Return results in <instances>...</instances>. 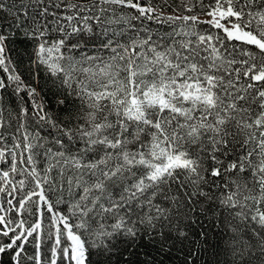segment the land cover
<instances>
[{"label":"snow or ice","instance_id":"6c2138e0","mask_svg":"<svg viewBox=\"0 0 264 264\" xmlns=\"http://www.w3.org/2000/svg\"><path fill=\"white\" fill-rule=\"evenodd\" d=\"M13 7L0 0L16 30L0 31V70L20 101L7 119L0 105V254L45 264L44 245L47 264H103L94 249L117 239L122 256L164 254L207 203L248 231L236 264L256 251L264 264V0H28L23 19ZM17 42L83 123L52 120L6 55ZM43 126L60 133L51 144Z\"/></svg>","mask_w":264,"mask_h":264},{"label":"trees","instance_id":"16d2710c","mask_svg":"<svg viewBox=\"0 0 264 264\" xmlns=\"http://www.w3.org/2000/svg\"><path fill=\"white\" fill-rule=\"evenodd\" d=\"M155 2V0H154ZM6 3L12 8L13 12L21 15L23 19V11L27 10L31 13V8H25L28 4V0H6ZM59 11V10H58ZM170 11V9H169ZM6 19H0V31L13 32L16 30L7 27L9 23L14 22V17L8 16L7 13L0 12V17ZM52 19V17H49ZM153 28L156 26L153 24ZM13 39L23 40L22 36L17 33L12 37ZM11 49V50H9ZM33 49L26 47L25 44L19 42L9 44L6 46V55L10 56L13 63H18V71L25 82L32 88L36 89L38 101H41L44 105V109L52 117V120L56 124H61L65 128L72 126L76 127L79 123H83L79 117L82 114V109L79 99L74 95H68L66 89L60 87L59 81L52 77L46 72L41 66H33L29 62V56L32 54ZM89 53L91 54L93 49L89 47ZM23 61V63H19ZM0 77L5 78V83L8 85L5 89L0 90V105L7 109L5 112V118H8L9 113L16 115L19 112L20 101L19 98L13 93V86L8 84L6 74L0 70ZM21 95H24L21 93ZM25 96V101H27ZM63 100L64 104H60L59 101ZM23 106L29 108L31 112V106L25 103ZM74 121V124L69 123ZM16 121H12V127L9 128V132H14ZM29 130H36L38 125L33 122V118H28ZM41 135L46 138V143H52L60 133L57 129L50 126H43ZM66 139V138H65ZM53 149L56 146L53 144ZM73 150L77 148H83L82 141L73 142ZM230 159V158H229ZM44 167V161L41 159L38 162V168ZM52 175L55 176L56 172L53 170ZM244 175H247L245 173ZM208 189L205 188V191ZM53 199H55L53 197ZM164 207H169L168 202H164ZM205 212H200L195 217L196 222L193 223L191 220L186 222L184 231L186 236L176 238V234L173 232V239L169 241L168 250L164 254H158L156 247H143L139 249L140 255L134 253H128L121 255V252L127 248V243L117 239L113 243L116 245L110 253H102L100 249H94L97 255L90 257L92 260L101 261L103 264H142L143 261L149 259L142 253L151 252L152 258H154L153 264H236V257L233 255V250L241 247L237 242L238 239L243 238L244 240L249 239L247 229H244L238 237L233 229H240L241 225L238 221L232 220L228 217L226 211L222 208H218L215 204L211 205L205 203L203 205ZM59 210L68 214L67 206L65 204L59 205ZM253 245L255 241H252ZM27 254L33 253V248L30 245H25ZM46 246L42 245L41 253L42 259L47 264V256L45 253ZM253 264H257L256 257L259 256V252L256 251L253 254ZM110 257V260H109ZM0 264H16L15 259L11 252H5L0 254ZM22 264H32L31 261L24 260ZM58 264L60 262L58 261Z\"/></svg>","mask_w":264,"mask_h":264},{"label":"rangeland","instance_id":"374dc122","mask_svg":"<svg viewBox=\"0 0 264 264\" xmlns=\"http://www.w3.org/2000/svg\"><path fill=\"white\" fill-rule=\"evenodd\" d=\"M202 18H204V17H202Z\"/></svg>","mask_w":264,"mask_h":264}]
</instances>
